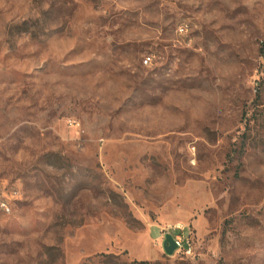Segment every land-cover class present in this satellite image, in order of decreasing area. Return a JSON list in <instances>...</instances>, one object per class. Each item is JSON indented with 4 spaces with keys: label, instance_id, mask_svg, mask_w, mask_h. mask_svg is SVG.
Listing matches in <instances>:
<instances>
[{
    "label": "rangeland",
    "instance_id": "obj_1",
    "mask_svg": "<svg viewBox=\"0 0 264 264\" xmlns=\"http://www.w3.org/2000/svg\"><path fill=\"white\" fill-rule=\"evenodd\" d=\"M142 263L264 264V0H0V264Z\"/></svg>",
    "mask_w": 264,
    "mask_h": 264
},
{
    "label": "built area",
    "instance_id": "obj_2",
    "mask_svg": "<svg viewBox=\"0 0 264 264\" xmlns=\"http://www.w3.org/2000/svg\"><path fill=\"white\" fill-rule=\"evenodd\" d=\"M179 30L183 32L185 30L184 26H181ZM144 63L145 64L151 63V57H147L146 59H144ZM2 205L6 209H8L5 203H2ZM171 230L175 232L174 234L173 233L172 234L174 235V238L178 243V248L176 252H180L186 256H194L195 252L193 249V245L189 236L185 234V227L179 223L175 225H169L164 229L163 234L165 235V233H168Z\"/></svg>",
    "mask_w": 264,
    "mask_h": 264
},
{
    "label": "water",
    "instance_id": "obj_3",
    "mask_svg": "<svg viewBox=\"0 0 264 264\" xmlns=\"http://www.w3.org/2000/svg\"><path fill=\"white\" fill-rule=\"evenodd\" d=\"M162 247L167 255H173L176 252L178 243L172 233H165L162 241Z\"/></svg>",
    "mask_w": 264,
    "mask_h": 264
},
{
    "label": "trees",
    "instance_id": "obj_4",
    "mask_svg": "<svg viewBox=\"0 0 264 264\" xmlns=\"http://www.w3.org/2000/svg\"><path fill=\"white\" fill-rule=\"evenodd\" d=\"M143 264V263H142ZM145 264H147V263H145Z\"/></svg>",
    "mask_w": 264,
    "mask_h": 264
}]
</instances>
